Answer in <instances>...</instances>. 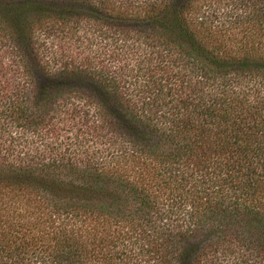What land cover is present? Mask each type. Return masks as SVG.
I'll use <instances>...</instances> for the list:
<instances>
[{
	"label": "trees",
	"instance_id": "16d2710c",
	"mask_svg": "<svg viewBox=\"0 0 264 264\" xmlns=\"http://www.w3.org/2000/svg\"><path fill=\"white\" fill-rule=\"evenodd\" d=\"M0 264H264V0H0Z\"/></svg>",
	"mask_w": 264,
	"mask_h": 264
},
{
	"label": "rangeland",
	"instance_id": "374dc122",
	"mask_svg": "<svg viewBox=\"0 0 264 264\" xmlns=\"http://www.w3.org/2000/svg\"><path fill=\"white\" fill-rule=\"evenodd\" d=\"M118 1H122V2H129V1H134L135 3L138 1H143V0H118ZM59 40H57L61 46H62V50L64 51V53L69 54L71 57L73 58H77V30L73 33V34H68L65 36H60L58 37ZM47 43L50 44L51 40L50 38L47 39ZM54 45H56V41H53ZM55 50V47H51L50 51ZM54 53V51L52 52Z\"/></svg>",
	"mask_w": 264,
	"mask_h": 264
}]
</instances>
